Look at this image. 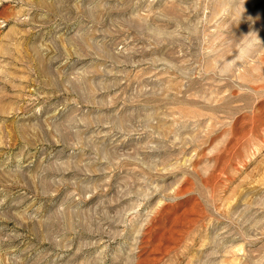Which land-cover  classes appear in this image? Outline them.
Listing matches in <instances>:
<instances>
[{"label": "rangeland", "instance_id": "374dc122", "mask_svg": "<svg viewBox=\"0 0 264 264\" xmlns=\"http://www.w3.org/2000/svg\"><path fill=\"white\" fill-rule=\"evenodd\" d=\"M0 264H264V0H0Z\"/></svg>", "mask_w": 264, "mask_h": 264}]
</instances>
